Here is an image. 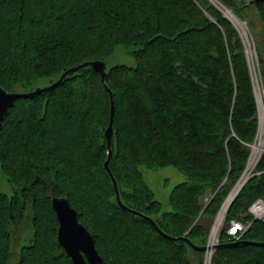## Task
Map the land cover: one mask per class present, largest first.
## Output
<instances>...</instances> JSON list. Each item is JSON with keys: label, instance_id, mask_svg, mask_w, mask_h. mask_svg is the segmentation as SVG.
I'll list each match as a JSON object with an SVG mask.
<instances>
[{"label": "trees", "instance_id": "obj_1", "mask_svg": "<svg viewBox=\"0 0 264 264\" xmlns=\"http://www.w3.org/2000/svg\"><path fill=\"white\" fill-rule=\"evenodd\" d=\"M217 1L247 23L254 7L264 29V2ZM119 45L135 59L106 65L114 99L109 166L121 200L165 233L204 245L259 127L246 47L233 23L210 0H0V86L8 91L106 61ZM110 116L109 91L90 67L17 98L0 127V170L11 189L0 192V264H73L57 241L52 196L77 210L103 264H203L204 252L165 238L118 204L104 168ZM141 166L187 175L170 190V209ZM257 198H264V151L227 208L220 242L232 241L231 219L252 221L241 239L264 241V220L248 212ZM16 221L29 230L17 248ZM211 264H264V245L217 248Z\"/></svg>", "mask_w": 264, "mask_h": 264}, {"label": "water", "instance_id": "obj_2", "mask_svg": "<svg viewBox=\"0 0 264 264\" xmlns=\"http://www.w3.org/2000/svg\"><path fill=\"white\" fill-rule=\"evenodd\" d=\"M253 1L256 3L264 2V0H253ZM226 17L228 16L226 15ZM87 67L92 68L94 71L100 74L101 81L103 82L104 87L109 91L110 104H111V116H110V122L104 132L106 143H107V158L104 162V168L106 169L107 173L110 175L113 181L114 189L116 192L115 197H116L118 204L122 207V209L147 219L154 226V228L165 238L173 240V241L182 240L186 242L187 244H189L192 248L198 251L204 252L207 249L206 244L199 246V245L194 244L186 236H171L165 233L158 226L156 220L153 219L151 216L146 215L133 208H130L122 202L117 180L115 179L114 174L111 171V168L109 166V158L112 152V139H113L112 114L114 110V99H113V93L105 81L106 74H107L106 61L101 60V59L84 61L78 65L69 67L68 69L63 71L57 79H53V78L49 79L48 80L49 83L43 84V85H37L35 88L28 90V91H22V90L8 91L2 86H0V127L2 126L3 120L5 116L7 115L9 109L15 104V101L17 100V98L31 97L37 94L47 92L53 87H55L56 85L62 83L63 80L69 74L79 71L81 69L87 68ZM252 144H250V146H252ZM234 186L232 187V189L234 188ZM231 190L225 197L219 210L222 208ZM51 200H52V207L56 213L58 223H59L58 229H57V241L64 248L67 255L70 256L73 264H103L104 260L97 251V248L95 246V240L92 234L78 220V212L75 208L71 206V204L69 203V200L65 197H57V196H52ZM237 244L264 245V241L241 239V240L230 241V242H219L214 247L215 249H217V248L230 246V245H237Z\"/></svg>", "mask_w": 264, "mask_h": 264}, {"label": "rangeland", "instance_id": "obj_3", "mask_svg": "<svg viewBox=\"0 0 264 264\" xmlns=\"http://www.w3.org/2000/svg\"><path fill=\"white\" fill-rule=\"evenodd\" d=\"M210 2L215 4L217 8L220 9L223 15L226 17L223 7H220L219 4H216L215 1L213 0H210ZM250 14L251 16L250 18H248V23L244 19H240L234 14L238 18L241 25L235 24V22L231 19V17L229 18L227 17V18L229 20L230 19L232 20L230 21L233 23L235 28L239 31L240 35L243 38L244 45L246 47L245 49H246V54H247V62H248L251 78L253 79V83H254L253 87H254V91L256 94V101H257V108H258L257 116H258L259 127H260V118H259L260 106H259L258 98L260 97L262 99L263 101L262 104L264 106V96L261 93L262 90L264 89V82H263V77H262L264 66L262 65V63L258 61V57L259 55L262 56L263 61H264V29H263L262 23L257 17V12L254 7L250 9ZM242 28L245 30L246 34L242 31ZM251 57L253 58V61L251 60ZM115 64H124L127 66H133L135 64L134 56L132 55L131 52H129V49L126 48L124 45L117 46L116 49L113 51V53L106 60L107 67H110ZM259 135L260 134H258L256 141L259 140ZM260 137L264 141V134L263 135L261 134ZM263 151H264V146L260 153H262ZM247 167H248V163L245 169H247ZM253 168L254 167L252 166V168L249 169L248 171H250L251 173ZM140 170L142 171L146 182L150 185V187L155 192L156 199L160 200L166 209H170V205L168 203V196H169L170 190L175 184L187 180V175L179 171L177 168L173 166H168V167L159 168V169H150L146 166H141ZM0 192L7 193L9 195L11 194V189L9 187V184L6 180V177L1 172V170H0ZM214 218L210 220L211 221L210 226L214 222ZM222 223L224 225L225 221L223 220ZM21 232H24V235H27L29 232L28 227L26 226V224H22V222L16 221L13 227L15 248H17L20 245V238H21L20 233Z\"/></svg>", "mask_w": 264, "mask_h": 264}, {"label": "built area", "instance_id": "obj_4", "mask_svg": "<svg viewBox=\"0 0 264 264\" xmlns=\"http://www.w3.org/2000/svg\"><path fill=\"white\" fill-rule=\"evenodd\" d=\"M251 60L253 61L252 57H251ZM252 81H253V79H252ZM261 93L264 96V89L262 90ZM257 136H258V132H257ZM257 136H256V139L254 140V142L257 140ZM245 171H246V169L243 171V173L239 177V179L236 182V184L239 182V180L241 179V177L245 173ZM250 175H251V173H249L248 177ZM220 210L215 215L214 222L211 224V226L209 228V231H208V235H207V239H206L207 249L204 251L203 264H211L212 263V258H213V254H214V251H215V247L214 246L217 243L220 242L219 233H220L221 228L224 226L222 222H223V220L225 218V214H226V212H225L223 219L219 223H217L216 220H217V217H218V215L220 213ZM226 211H227V209H226ZM248 212L253 216L254 219H262V220H264V198H257L249 206ZM251 222L252 221H249L248 223H243L241 220L231 219L229 221V223L226 225V233L232 239V241L241 240V237H242L243 233L248 229V227L250 226Z\"/></svg>", "mask_w": 264, "mask_h": 264}, {"label": "bare ground", "instance_id": "obj_5", "mask_svg": "<svg viewBox=\"0 0 264 264\" xmlns=\"http://www.w3.org/2000/svg\"><path fill=\"white\" fill-rule=\"evenodd\" d=\"M215 1L216 4H219L220 7H223V10H224V13L228 16V17H231V19L235 22V24L237 25H241V23L239 22L238 18L233 14V12L228 9L227 7H224L219 1L217 0H213ZM242 31L245 33V30L242 28ZM246 34V33H245ZM259 100V106H260V127L258 129L259 133L258 134H264V106H263V101L262 99L259 97L258 98ZM259 135V140L258 141H255L252 146H251V155H250V158H249V161H248V167L245 171V173L242 175L241 179L239 180V182L234 186V188L231 190L230 194L228 195L227 199L225 200L221 210H220V213L217 217V223H219L223 217H224V214L226 212V209L229 205V203L231 202L232 198L237 194V192L239 191V189L241 188V186L243 185V182L245 180H247L246 178L248 177L250 171H248L249 169L252 168V166L254 167L255 163L257 162L259 156H260V152L264 146V141L263 139L260 137Z\"/></svg>", "mask_w": 264, "mask_h": 264}, {"label": "clouds", "instance_id": "obj_6", "mask_svg": "<svg viewBox=\"0 0 264 264\" xmlns=\"http://www.w3.org/2000/svg\"><path fill=\"white\" fill-rule=\"evenodd\" d=\"M229 206V205H228Z\"/></svg>", "mask_w": 264, "mask_h": 264}]
</instances>
